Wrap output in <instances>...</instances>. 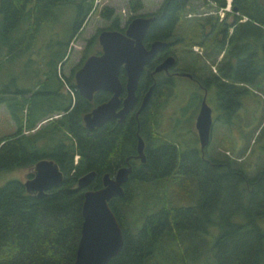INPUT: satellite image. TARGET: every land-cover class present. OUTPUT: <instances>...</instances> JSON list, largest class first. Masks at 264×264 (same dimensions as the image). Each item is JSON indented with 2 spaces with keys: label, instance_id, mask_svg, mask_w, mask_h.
Here are the masks:
<instances>
[{
  "label": "trees",
  "instance_id": "trees-1",
  "mask_svg": "<svg viewBox=\"0 0 264 264\" xmlns=\"http://www.w3.org/2000/svg\"><path fill=\"white\" fill-rule=\"evenodd\" d=\"M188 1L163 0L152 12L157 18L147 34L174 32L181 24L180 16ZM208 1L216 7L226 4V0ZM63 2L77 7L68 44L85 21L94 0H0V63L3 57L27 52L53 7ZM128 3L137 10L143 1ZM232 5L238 12L234 21L228 23L232 30H224L223 38L212 52L223 51L224 60L234 59L236 69H264V55L259 64L254 57L259 44L264 48V0H232ZM100 13L111 18L115 9L104 5ZM108 28L124 29L116 17ZM96 38L97 34L90 37L88 46ZM63 57L50 63L47 69L51 70L38 79L34 88H24L9 96L7 108L17 128L0 136V172L33 167L38 159L50 157L62 170L63 179L47 188L43 196L28 192L19 178L0 185V264H73L83 220L85 189L77 186V179L95 170L87 187L98 188L106 172L113 173L125 156L136 152V126L132 119L128 118L121 127L112 126L111 130L106 123L94 129L85 126L83 113L93 103L106 99L108 93L95 92L89 101L77 91L72 73L68 83L73 93L64 91L57 72ZM120 78L125 79L123 71ZM237 80L247 81L240 74ZM239 86H236L237 100L242 92ZM222 87L227 89V84ZM158 108L149 109L140 118V133L149 141L154 139L150 122L155 125ZM133 167L125 195L109 200L122 228L123 245L108 264H152L153 257L161 260L170 252L175 253V262L178 259L180 264H197L205 251L202 264H264V228L260 224L264 216V164L255 174L248 175L228 157L208 154L204 160L196 151L180 150L173 141L163 140L156 149L147 150L146 161L134 160ZM32 175L29 172L28 176ZM138 181H158L163 187L153 206L143 210L142 223L133 232L123 218L132 196L130 185ZM172 190L192 191L193 195L187 196L192 202L184 204L180 200L186 193L183 197L170 198L176 195L170 193ZM213 226L217 230L212 231ZM204 236L208 239L207 249L202 250Z\"/></svg>",
  "mask_w": 264,
  "mask_h": 264
},
{
  "label": "rangeland",
  "instance_id": "rangeland-1",
  "mask_svg": "<svg viewBox=\"0 0 264 264\" xmlns=\"http://www.w3.org/2000/svg\"><path fill=\"white\" fill-rule=\"evenodd\" d=\"M128 1L94 0L85 21L68 44L67 39L77 15V7L72 3H60L53 7L48 20L41 24L36 40L27 52L23 51L8 58H2L0 63V136L12 133L17 128L7 108L10 95H16L18 90H24V88H34L38 79L44 78V73L51 70L47 69L50 63L63 55L64 57L57 65L58 76L63 82L62 89L73 93L68 79H71V73L74 79L75 70L89 54L101 50L98 41L99 31L108 28L114 17L118 19L120 27H125L131 16L153 12L162 2V0H142V6L137 10H133ZM104 5L113 6L115 15L111 18L101 15L100 12ZM218 10L222 11L220 7H216L208 0H190L187 3L180 16L179 23L181 24L175 30L177 34L183 37L182 42L176 43V46L179 48L177 53L184 66L192 68L195 65L197 66L198 63L194 59H190L185 48L183 50L182 47L187 46L199 59H209V69L216 65V59L221 57L219 61L224 60L225 54L223 56V51L216 53L211 50L210 57H206V54H209L206 51L207 45L201 43L204 37L202 35L203 24L207 18H203L200 14L207 12L211 13L213 15L211 17L215 20H220L219 18L223 17L230 21L229 23L234 21V10L231 6L229 10L223 9L224 13H219ZM189 13H195L196 16L188 17ZM192 22H195V25H192L193 27L191 26ZM222 25L228 29L227 31L232 30L228 23L224 22ZM192 28L195 31L194 35ZM96 34L97 38L88 46L89 38ZM263 55L264 48L259 44L254 53V57L259 61L258 64L263 61V59L260 61V57H263ZM253 68L235 69L237 74L244 75L247 79L243 82L238 81L242 90L238 96L239 105L236 106L235 113L230 115L232 120L229 123L226 121L227 116L225 113L223 114V120L218 118L215 122H212V138L206 149L207 155L214 154L218 157L232 159L236 164L242 166L248 175L255 174L264 164V69ZM172 82L173 84L170 87L164 86L161 88V94L156 96L150 108V111H153L154 107L159 106L155 125L154 122H152L153 125L150 122V134L151 137H154V139L152 138L153 143L157 142V138H163L173 141L177 147L182 149L192 146L198 148L199 143L197 142L194 125L197 103L195 102L196 98L192 95L189 96L192 83L188 78L179 76H175ZM21 93L19 92V94ZM208 101L210 100L208 99ZM56 115L58 114L54 116ZM32 171V167L3 170L0 172V185L11 178L25 180L30 177L28 174ZM162 187V183L158 181H138V183L133 182L130 185L132 196L123 218L126 227L130 231H136L142 223L143 210L153 206V202L161 196ZM170 193L175 194L176 190H172ZM185 193L186 196L180 200L184 204L191 203V199L187 196L193 195L192 191L188 193L186 191L177 192L176 195H172L170 198L173 199V196L174 199L179 196L183 197ZM146 212H149V210ZM260 224L264 228V216L260 220ZM214 230H217L215 226H213L212 231ZM212 231L210 230L208 233ZM201 240L200 248L202 250L207 249L205 242L208 240L207 237L204 236ZM205 254H207L206 251L204 254L202 252L198 257L197 264H202ZM174 256L175 253L170 252L168 257L161 258V260L153 257L152 264H164V262H167V264H178L179 262L180 264L178 259L176 262L173 261Z\"/></svg>",
  "mask_w": 264,
  "mask_h": 264
},
{
  "label": "water",
  "instance_id": "water-1",
  "mask_svg": "<svg viewBox=\"0 0 264 264\" xmlns=\"http://www.w3.org/2000/svg\"><path fill=\"white\" fill-rule=\"evenodd\" d=\"M233 8L236 10V6ZM153 19V15L137 14L129 19L123 30L101 29L98 33L101 51L89 54L75 70V87L88 100L92 99L95 91L111 92L108 100L83 114L87 128L94 129L112 115L122 118L133 105L144 65L154 56L158 48L167 43L163 40H154L150 47L144 44V37ZM174 61V55H169L156 66L155 70L166 68ZM122 71L126 78V95L123 106L116 111L115 108L120 101L119 95L122 92L120 78ZM181 74L191 75L189 72ZM151 88L152 85L145 93L141 107L146 104ZM212 122L211 107L203 98L195 121L201 149L211 139ZM136 148V157L145 161L144 139L139 134ZM32 168L33 175L23 180V185L28 192L37 196L45 195L47 188L58 185L63 179L62 170L50 157L38 159ZM132 170L131 164L128 163L119 167L113 176L106 172L102 177V185L98 188L87 187L95 176V170H90L77 179V186L85 189L82 202L83 220L73 264H108L110 259L121 250L123 232L109 200L114 196H124L123 184L129 180Z\"/></svg>",
  "mask_w": 264,
  "mask_h": 264
},
{
  "label": "flooded vegetation",
  "instance_id": "flooded-vegetation-1",
  "mask_svg": "<svg viewBox=\"0 0 264 264\" xmlns=\"http://www.w3.org/2000/svg\"><path fill=\"white\" fill-rule=\"evenodd\" d=\"M160 4H159V6H160ZM159 6L156 9H158ZM230 6L234 10L233 16H234V18H236V16L238 15V12L233 8L235 5L234 6L232 5V0L230 3ZM227 10H229V9H227ZM143 15H145V16L153 15L154 19L152 21H154L157 18L156 15L153 14L152 12L145 13ZM187 16L191 17V16H196V15H195V13H189V15H187ZM200 16H202L203 18H207L205 23L203 24L202 35H204L203 43L207 45L206 51L210 52L212 50V48L214 46H216L217 43H219L220 40L223 38L224 30H226V28H224V26L220 23L221 22L229 23L230 21L226 20V18H223V17L219 18L220 20H218V19L215 20L214 18L211 17L213 15H211V13H207V12H203L202 14H200ZM214 16H216V15H214ZM152 21L150 22L148 30L151 27ZM219 24L222 26H220ZM148 30H147L146 35L144 37V44L146 45V47H150L151 43L154 40H163V41H166L167 43L164 46H162L161 48H158L156 50L154 56L144 65V68L142 69L139 80H138V86H137L136 91H135L136 98H135L133 105L129 108V110L127 112H125V114L122 118H120L117 115H112L109 118H107V120L104 121V123L107 124V127L110 130L112 129V126H116L117 124H120V127H121V124L128 121V118H130V120L132 119V123H134L136 126L135 131H134L136 152L134 154L129 155V156H125L123 159V162L114 170L113 173L110 174L112 176L115 174L116 170L119 167L127 165L128 163H130L132 168H134L133 167V161L134 160H139L141 162H144L139 157H136V154H137L136 145H137L138 134L141 135L142 138L144 139L145 161L147 158V150L148 149L154 150L158 147V145L163 140H169V139L157 138V142L153 143V140L149 141L148 139H146V137H144L140 133V126H141L140 118L144 114V112L146 113L151 108L152 99L154 100L157 95L159 96L161 94V91H162L161 88L164 86L170 87L173 84L172 79L175 76L188 78L192 83V86L190 87L191 89L189 88L190 89L189 90L190 91L189 96L192 95V97L196 98L195 102L197 103V105H196L197 111L195 114V121H196L197 114L200 110V106H201L203 98H205L206 102L208 101V99L210 100L207 103L211 107V116H212V120L214 122L218 118H222V120H223V114L225 113L227 116L226 121L229 123L232 120L230 115L235 113V111L237 110L236 106L239 103V101L237 100L238 99L237 98V90L238 89L236 87L238 85V80H237L238 74L235 72V69L237 67H236L234 59L229 58L226 60L219 61V60H221V57H220L219 59L215 60L216 65L214 67H212V69H209L208 68L209 60L208 59L207 60L199 59L197 57V55H195L194 52L191 51L187 46V47H182L183 50L185 48V51L188 54V56L190 57V59L193 58L196 61V63L198 62L199 64L197 63V66L195 65L192 68L186 67L181 63L180 58H179V54L177 53L179 48L176 46L177 45L176 43L183 40V37H181V35L177 34L175 31L174 32L173 31L167 32V33L162 31V32H160L161 35L151 33V36H150L149 34H147ZM156 33H159V32H156ZM214 34H216V35L213 38L212 35H214ZM155 36H161V37H155ZM202 53H203V51H202ZM169 55H174V57H175V61L173 62V64L168 65L166 68H161L159 70H155L156 66L159 63H161L165 58H167ZM183 72H189V73H191V75L181 74ZM121 81H122V92L119 95L120 101L115 108L116 111H118L123 106V99L126 95V88H125L126 78L124 80H121ZM139 83H140V86H139ZM225 84H227V89H224L222 87ZM151 85H152V88H151L149 98H148L146 104L143 107H141L143 97L145 96V93L148 91V89L150 88ZM98 91H107L108 96L106 97V99H104L102 101L93 103L92 107L87 111H90L97 104L108 100V98L111 96V92L108 90H98ZM98 91H95V92H98ZM95 92H94V94H95ZM92 99H93V97H92ZM91 100H89V101H91ZM86 112H84V113H86ZM134 124H132V125H134ZM194 125H195V122H194ZM195 130L197 133L196 127H195ZM211 136H212V128H211ZM197 142L199 143L198 133H197ZM207 145L203 149H201L200 143H199L198 148L195 146H192L189 148H183V149L180 147L179 148H180V150L188 149L190 151H194V152L196 151V153L200 156V158H203L204 160H206V158H207V150H206ZM127 182H125L123 184L124 189H125ZM114 197H119V196H114Z\"/></svg>",
  "mask_w": 264,
  "mask_h": 264
},
{
  "label": "built area",
  "instance_id": "built-area-1",
  "mask_svg": "<svg viewBox=\"0 0 264 264\" xmlns=\"http://www.w3.org/2000/svg\"><path fill=\"white\" fill-rule=\"evenodd\" d=\"M230 3H231V0H226V4H225V6L220 7V9H221L222 11L218 10L219 13H221V12L224 13L223 9H225V10L229 9V8H230Z\"/></svg>",
  "mask_w": 264,
  "mask_h": 264
}]
</instances>
